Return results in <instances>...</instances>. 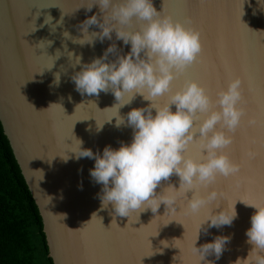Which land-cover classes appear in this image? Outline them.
Returning a JSON list of instances; mask_svg holds the SVG:
<instances>
[{
    "label": "water",
    "instance_id": "water-1",
    "mask_svg": "<svg viewBox=\"0 0 264 264\" xmlns=\"http://www.w3.org/2000/svg\"><path fill=\"white\" fill-rule=\"evenodd\" d=\"M86 3L0 0V120L43 218L53 263L198 264L199 258L191 251L198 226L211 211L216 214L235 203L238 215L232 225L209 228L206 222L196 247L217 236H230L219 259L215 254L208 255L200 264H236L238 259H247L253 245L247 242L246 231L256 210L241 201L264 203V0H152L162 15L200 31L202 52L173 79V92L186 81L195 80L215 102L217 93L231 79L239 76L242 80L241 123L235 132L223 129L233 137L232 144L223 151L240 165V170L227 178L218 176L213 185L199 189L201 195L215 189L219 196L196 216L184 211L192 191L179 197L175 211L166 210L161 203L155 213L148 208L133 212L131 217L116 215L111 203L106 207L102 204L98 195L102 185L90 176L94 159L77 160L71 151L76 147L75 139L82 141V148L101 155L106 146L118 149L121 142L130 144L133 139L131 127H116V117L109 122L115 109L106 108L119 103L111 91L98 96L81 95L72 80L83 64L101 57L110 44H116L120 55L131 49L130 44L116 40L115 32L112 40L97 39L94 45L76 42L83 36L81 22L101 15L98 5L90 12L81 7ZM48 17L51 20L45 23ZM139 26L134 21L133 28ZM93 31L101 30L93 25L89 32ZM115 58L109 54L110 61ZM168 95L153 102L136 94L131 103L119 109V114L126 117L133 108L163 104ZM131 96L126 93L120 103ZM171 108L175 112V105ZM218 108L213 103V110ZM152 114H156L155 109ZM197 115L198 125L205 114ZM252 120L255 123H250ZM198 138L199 133L194 140ZM199 146L198 141L192 142L185 155L201 159ZM170 186L179 190L178 175L162 180L155 192H171ZM93 214L96 216L92 218Z\"/></svg>",
    "mask_w": 264,
    "mask_h": 264
},
{
    "label": "clouds",
    "instance_id": "clouds-1",
    "mask_svg": "<svg viewBox=\"0 0 264 264\" xmlns=\"http://www.w3.org/2000/svg\"><path fill=\"white\" fill-rule=\"evenodd\" d=\"M97 5L101 15H92L81 22L79 29L83 36L76 42L94 45L97 39L101 42L105 38L112 40V33L115 32L116 40L131 45L130 52L120 55L116 44L112 43L101 57L83 64L72 80L81 95L98 96L101 92L111 91L119 103L106 108L115 109L109 122L116 117V127H131L133 139L130 144L121 142L118 149L106 146L102 155L99 151L94 153L91 149L82 148V141L75 139L76 147L71 151L77 160L94 159L90 176L95 183L102 185L98 194L102 204L106 207L111 203L116 215L131 217L133 212L138 214L148 208L155 213L161 203L166 205V210L175 211L179 197L192 191L193 196L187 199L184 211L187 215L196 216L219 196L215 189L206 195H201L199 189L213 185L218 176L227 178L240 170V165L223 151L233 142V137L223 129L235 132L241 123L244 115L240 106L243 101L242 80L239 76L231 79L227 87L217 93L215 102L206 88L195 80L186 81L182 88L173 92V79L197 61L202 52L200 31L186 27L171 16L162 15L153 6L152 0H87L81 7L90 12ZM49 18L51 20L48 17L45 23L49 22ZM134 21L140 25L138 28H133ZM93 25L101 31L90 33L89 28ZM109 54H114L116 58L110 61ZM77 63H80L79 59ZM126 93H132L131 98L126 103H120ZM166 93L169 94L168 99L163 104L133 108L126 117L119 114V109L131 103L136 94L154 102ZM213 103L219 106L218 110H213ZM54 105L58 104L51 106ZM172 105H175V112ZM152 109H155V115ZM198 113L205 116L197 125ZM197 133L199 138L194 140ZM197 141L202 151L199 160L185 155L189 145ZM203 150H206V155ZM173 174L180 178L179 190L170 186L171 192L157 195L155 190L160 182L168 180ZM241 202L256 210L251 216V227L246 231L247 242L253 245V249L247 259H238L236 264H264V203ZM235 204L216 214L211 211L198 226L191 246L192 253L199 258L198 264L212 254L219 259L231 240L230 236H217L212 242L197 248L196 241L202 225L207 222L209 228L231 226L238 215ZM94 216L96 214L92 218ZM100 220L102 223V218ZM204 231L207 233V229Z\"/></svg>",
    "mask_w": 264,
    "mask_h": 264
},
{
    "label": "trees",
    "instance_id": "trees-1",
    "mask_svg": "<svg viewBox=\"0 0 264 264\" xmlns=\"http://www.w3.org/2000/svg\"><path fill=\"white\" fill-rule=\"evenodd\" d=\"M43 227L0 120V264H54Z\"/></svg>",
    "mask_w": 264,
    "mask_h": 264
},
{
    "label": "snow or ice",
    "instance_id": "snow-or-ice-1",
    "mask_svg": "<svg viewBox=\"0 0 264 264\" xmlns=\"http://www.w3.org/2000/svg\"><path fill=\"white\" fill-rule=\"evenodd\" d=\"M199 149H201V146H199Z\"/></svg>",
    "mask_w": 264,
    "mask_h": 264
}]
</instances>
